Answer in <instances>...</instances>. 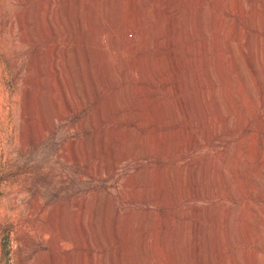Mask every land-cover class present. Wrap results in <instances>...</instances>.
Instances as JSON below:
<instances>
[{"label": "rangeland", "instance_id": "rangeland-1", "mask_svg": "<svg viewBox=\"0 0 264 264\" xmlns=\"http://www.w3.org/2000/svg\"><path fill=\"white\" fill-rule=\"evenodd\" d=\"M108 1L107 14L139 22L125 36L134 47L122 51L134 64L129 76L113 53L105 80L89 64L98 92L47 128L56 111L45 67L51 40L37 0H0V264H264V77L254 59L264 36L247 29L244 48L228 45L240 0H121L130 9ZM241 1L247 20L264 26V0ZM198 13L211 84L197 80L190 20ZM232 51L247 78L240 91Z\"/></svg>", "mask_w": 264, "mask_h": 264}, {"label": "bare ground", "instance_id": "bare-ground-1", "mask_svg": "<svg viewBox=\"0 0 264 264\" xmlns=\"http://www.w3.org/2000/svg\"><path fill=\"white\" fill-rule=\"evenodd\" d=\"M112 1H114V0H112ZM140 1H139V3H140ZM130 2L131 1L129 0L128 3H130ZM108 3H109L108 0H86L85 5H86L90 14L87 17V15H86L87 13H85L86 16L82 17L79 14L80 6L78 3V0H37V3H36L37 4V14H38L37 16L41 19L40 22H42V23L39 22L41 25L40 26L41 30H43L41 32H43V34H44L43 36L50 38V40H51L50 48L47 51L48 52L47 57H45L46 58L45 67H46L47 73H49V75H51L50 80H52V81H51L50 89L52 88L51 90H53V93L52 92H50V93H52V99L54 101L56 111L54 112V114L52 113L53 115H50L49 125L47 126V128H51V121L53 119L64 118L68 109L70 111H74L75 109H80L82 106L81 99L82 100H84V99L85 100L86 99L91 100L92 93L96 94L98 92V87L94 84V82L93 81L91 83L88 82L89 71L87 70V66L89 64L93 63V65L96 69V73L98 74V77L101 78L102 80L103 79L105 80L106 77L108 78V76H110L109 75L110 71H109V65H108V59H109L108 57H109L110 53H113L114 55H116L120 58L119 61H121L123 63L122 65H124L123 67H122V65L118 66V67L121 69L122 72L127 74V77L129 76L128 74L130 72V69H131V67H133L134 64H132L131 67L127 66V63H126L127 60H126V58L122 57V51L124 50L123 46H125L126 43H127L126 45L130 46L131 48L134 47V46H132L131 41L126 40L125 36H126L128 30L133 27L132 24H134V26H135L136 24L138 25L139 22L137 23L135 21L136 24L132 23V24H129L131 26H128L127 23H125V21L118 19L119 17H112L113 16L112 14H111L112 16H110L109 14H107V13H110V12H107ZM117 3H116V5H117ZM122 3L124 4V2H122ZM128 3H127V5H129ZM111 4L113 5V3H111ZM140 4L143 6L142 3H140ZM219 4L221 5V2H219ZM236 5L237 6L235 7V11L237 10L236 12L241 15L242 19L240 18L241 22H240L239 26L237 27L236 32L233 33L231 35V37L229 38L228 45L231 47V43H234L236 46H238L242 49V48H244V45H245L244 41H243V34L247 31V29H251L253 31L252 32L253 36L255 38H257V40H258V37L260 34L262 36H264V26L262 25L260 27L257 19L253 18L250 21L247 20L248 10L245 8V6L241 0ZM113 6H115V5H113ZM113 6H111V7H113ZM121 6H120V8H121ZM124 6H125V4H124ZM142 6L140 7V9L142 8ZM196 6H197V4H196ZM196 6H195V8H196ZM223 6H221V7H223ZM125 7L127 8V6H125ZM129 7L127 9H130ZM146 7H147V4H146ZM227 7H228V5H227ZM231 7H232V5L228 9H230ZM121 9H123V8H121ZM127 9H125V10H127ZM116 10H117V8H116ZM137 10H138V8H136V11ZM143 10H145V9H143ZM113 11H114V9H112V12ZM131 11H133V10L131 9ZM147 11H148V9H147ZM232 11L235 12L234 9L231 10V12ZM85 12H87V11H85ZM138 12H139V10H138ZM134 13H135V11H134ZM140 14H141V12H140ZM116 15H117V13H116ZM136 15L138 17V20L140 21L141 20V19H139L140 15L138 13L137 14L135 13V16ZM263 16H264V14H263ZM189 17H190V15H189ZM192 18H193V15H192ZM134 19H133V21H134ZM189 19H191V17ZM190 21H191V23L193 22L192 24H190L192 26L190 29H191V38L195 41V42H193V45L195 46L194 55L196 54L197 56H199L198 59L196 58V60H194V61H196L197 65L200 69V72L197 76L198 84H204V83L211 84V79H210V75L208 73V69L206 67V60H205V51H206V42L204 40L205 25H204L201 17L199 16V13L194 17V19H191ZM262 21H263V19H262ZM128 23H131V22H128ZM64 24H66V25L64 26ZM154 25H156V24H154ZM150 26H151V24H150ZM224 26H225V23H222L219 21V22H217V28L213 27L215 29L213 31L214 37H213V41H212V47L217 54L216 65L218 66V68H219L220 59L222 57L219 54L220 49H219V42H218L219 37L218 36H219V33L223 30ZM147 27L149 30L150 27L149 26H147ZM171 27H172V25H171ZM154 28L155 27H153L152 29H154ZM177 28H175V29L177 30ZM152 29H151V31H153ZM66 30H71L72 32L70 34H67ZM130 30H132V29H130ZM171 30H174V28H172ZM186 30H188V29H185V30L183 29V32H185ZM139 31L138 32L141 35V39L144 40V38H142V36L145 35V32H144L145 30L142 28ZM175 32H177V31H175ZM172 33H174V32H172ZM180 34H181V32H180ZM185 34H187V31ZM154 35H155V33H154ZM157 36H158V32H157ZM187 36H188V34H187ZM102 37L107 38V41L105 43V44H107V48H104V46H106V45L103 46V41H101ZM185 37H186V35H185ZM189 37H187V38H189ZM170 41L172 42L173 40H170ZM141 42H145V41H141ZM171 42H170V44H171ZM139 44L142 45L143 43L142 44L139 43ZM147 44H149V43H147ZM173 44H174V41H173ZM131 48H130V50H131ZM254 59L258 65V67L260 68L261 76L263 78L264 77V48L258 50L257 54L254 56ZM228 61L230 62V65L232 66V68L236 71V77L239 81V87L237 88V91H240L243 89L244 86H246V83H247L246 82V79H247L246 74L242 68L240 60L235 55V52L232 51V53L229 56ZM131 62H132V60H131ZM135 64L138 65V63H135ZM128 65H130V64H128ZM145 66H147V65L145 64ZM246 66L249 67V70H252L251 65L249 63H246ZM74 67H75V70H74ZM141 68H143V67L141 66ZM114 69L116 70L117 68L115 67ZM90 71H91V69H90ZM143 72L145 75L146 74L145 71H143ZM37 73H39V72H37ZM150 73H152V72H150ZM154 73H156V72H154ZM147 75H148V73H147ZM153 75H155V74H153ZM219 75H221L222 78H225V74H224L223 70H219ZM148 76L150 77V75H148ZM148 76L145 78L147 79ZM121 77H122V75H121ZM127 77L125 76V78H127ZM161 77L163 78V76H161ZM50 80H48V81H50ZM127 80L129 82L128 78H127ZM103 82H105V81H103ZM128 82H126V83H128ZM48 84H49V82H48ZM76 84L81 85V88L80 87H79V89L77 88L79 90V93L76 89ZM225 85H226V83L223 86L224 93L227 92V86H225ZM108 86L111 87V85H108ZM126 86L129 87V85H126ZM110 87H108V88H110ZM122 87H123V85H122ZM138 90H139V88H138ZM138 90H136V91L139 92ZM208 92H209V96L213 97V91L209 90ZM134 93L136 94V92H134ZM57 94L61 95V99L57 98ZM70 94H71V96H73L77 100L76 104H74L70 101V99H69ZM31 99H32V97H31ZM213 99H214V97H213ZM60 100H64V104L62 106L61 105L59 106V104H61L59 102ZM57 104H58V106H57ZM61 107L65 108V110H63V111L58 110V108H61ZM155 108H156V106H155ZM33 125H34V123H33ZM39 129H40V125H39ZM36 130H37V128H36ZM122 153L123 154L121 156L128 157L132 154V151H130L129 149H124L122 151ZM230 172L233 174V177H237L236 176V169L234 167V163L230 165ZM255 175H256V177H259L258 176V175H260L259 169L255 170V174L253 176H255ZM247 176L251 179V177L248 174H247ZM238 185H239L238 187H240V184H238ZM192 192H193V190H192ZM242 193H244V192H242ZM224 195H226V194H224ZM244 195H242V196H244Z\"/></svg>", "mask_w": 264, "mask_h": 264}]
</instances>
